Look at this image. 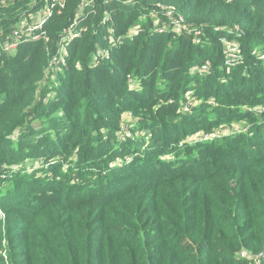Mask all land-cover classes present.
I'll return each mask as SVG.
<instances>
[{
    "label": "trees",
    "instance_id": "trees-1",
    "mask_svg": "<svg viewBox=\"0 0 264 264\" xmlns=\"http://www.w3.org/2000/svg\"><path fill=\"white\" fill-rule=\"evenodd\" d=\"M223 39L238 44L229 67ZM259 50L264 0L0 5V264H250L242 250L264 254ZM233 122L247 131L186 139Z\"/></svg>",
    "mask_w": 264,
    "mask_h": 264
},
{
    "label": "built area",
    "instance_id": "built-area-1",
    "mask_svg": "<svg viewBox=\"0 0 264 264\" xmlns=\"http://www.w3.org/2000/svg\"><path fill=\"white\" fill-rule=\"evenodd\" d=\"M10 1H12V0H0V5H7ZM164 9H165L166 18H171L173 21L178 22L179 24H181L183 19L181 18L180 15H178V16L175 15L174 12L171 9H167V8H164ZM33 29H35V28H33ZM29 30H31V29H27L25 31L26 34L28 33ZM184 30L185 31L187 30L185 25H183V31ZM21 33H22V29L21 28H16V29L13 30L12 35L14 36V38L17 39L18 37H20ZM222 44L224 46L223 52H224V55H225V58H226V65L229 67V66H231L234 63L235 59L239 55L238 54V44L234 40H230V39L229 40L223 39ZM5 49H10V46L6 45ZM259 58L261 60L262 59L264 60V52L263 51H260ZM206 65H207V63L203 64L200 70L204 69ZM211 102H213V101L211 100ZM188 104H190V103L188 102ZM188 104L185 105L186 108L189 107ZM255 109H257V108H255ZM261 111L262 110H259V112H261ZM240 131L241 132H245V131H247V128L244 127V126L242 128H240V129L233 128V127L230 128V126L225 128V126H223L219 130L211 131V132H208V133L196 132V133L190 135L188 138H190L192 141H198V142L209 141V142H211V141H215L217 139H220L223 136L232 135V134H234L236 132H240ZM0 211H1V209H0ZM239 256L243 257V258H247L249 260H252L255 264H259L260 258L262 256H264V254L263 253H259L258 255H253V254L247 252L246 250H242L239 253Z\"/></svg>",
    "mask_w": 264,
    "mask_h": 264
},
{
    "label": "rangeland",
    "instance_id": "rangeland-1",
    "mask_svg": "<svg viewBox=\"0 0 264 264\" xmlns=\"http://www.w3.org/2000/svg\"><path fill=\"white\" fill-rule=\"evenodd\" d=\"M163 11H165V9H163ZM34 29H31V30H29L28 31V33L27 34H31L32 33V31H33ZM260 51V50H259ZM262 61V65H263V69H264V60L262 59L261 60ZM210 63H209V61H208V63H207V65L205 66V68L204 69H202V70H200V71H207V70H209L210 69ZM187 96H189V94L187 93L186 94ZM190 104H188L189 105V107H190V105L191 106H193V105H195L197 102V97H195V96H193L192 95V97H190L188 100H187ZM188 107V108H189ZM257 110H261L262 109V107L260 106V105H258L257 107ZM124 116L127 118V122L125 121V122H123L122 124H121V126H120V128H121V130L123 131V134H125V135H129L130 134V126L132 125V123H130L131 121H132V118H130V114L129 113H125L124 114ZM134 120V119H133ZM131 124V125H130ZM133 126V125H132ZM225 126V128H227V127H229L230 126V128H238V129H240V128H242L243 127V124H241V123H239V122H233V123H231L230 125H228V124H226V125H224ZM227 126V127H226ZM148 132H147V130H143V131H141V132H139V134H137L138 136H142L143 134H147ZM190 136V135H189ZM188 136V137H189ZM186 138V139H188V140H191L190 138ZM1 218H3V214H2V212L0 211V220H1ZM251 263L250 264H255L252 260H249Z\"/></svg>",
    "mask_w": 264,
    "mask_h": 264
}]
</instances>
